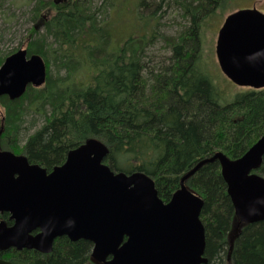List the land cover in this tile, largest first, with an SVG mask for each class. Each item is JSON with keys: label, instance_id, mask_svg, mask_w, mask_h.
<instances>
[{"label": "trees", "instance_id": "1", "mask_svg": "<svg viewBox=\"0 0 264 264\" xmlns=\"http://www.w3.org/2000/svg\"><path fill=\"white\" fill-rule=\"evenodd\" d=\"M6 1L0 0V12ZM34 1L26 49L44 58L47 82L29 86L18 99L0 98L1 150L51 171L70 150L97 138L109 149L105 163L112 170L145 173L168 202L199 162L217 152L237 159L264 134V88L226 101L215 81L218 66L205 59L202 47L205 22L232 0H160L148 15L141 12L145 0H105L98 8L93 0ZM125 5L136 16L127 37L118 39L109 16H121ZM162 7L186 21L177 35L156 27ZM2 39L0 33V44ZM155 39L169 51L156 61L149 53ZM51 58L57 76L49 70ZM257 172L264 176V157ZM185 185L203 199L206 264H264V220L240 222L219 160L203 163ZM1 218L13 224L10 214ZM92 249L88 240L62 236L49 254L10 248L0 250V259L100 264Z\"/></svg>", "mask_w": 264, "mask_h": 264}, {"label": "water", "instance_id": "2", "mask_svg": "<svg viewBox=\"0 0 264 264\" xmlns=\"http://www.w3.org/2000/svg\"><path fill=\"white\" fill-rule=\"evenodd\" d=\"M216 55L239 86L264 88V13L255 6L229 14L219 30ZM44 58L22 48L0 64V98L22 97L47 81ZM108 147L90 138L50 172L27 156L0 149V250L51 253L57 238L93 243L101 264H206L203 200L185 180L203 163L219 160L241 223L264 220V177L254 172L264 157V134L241 157L222 152L181 179L168 202L143 172H115L104 163ZM0 264H13L0 259Z\"/></svg>", "mask_w": 264, "mask_h": 264}, {"label": "rangeland", "instance_id": "3", "mask_svg": "<svg viewBox=\"0 0 264 264\" xmlns=\"http://www.w3.org/2000/svg\"><path fill=\"white\" fill-rule=\"evenodd\" d=\"M159 2L160 0H145V6L141 8V12L144 15L150 14L156 10ZM34 3V0H7L6 4H4L5 11L0 12V33H2L3 37L2 43L0 44V56H3L4 59L10 55L11 52L14 53L18 49L27 47L28 41H26V37L35 24V22H32L29 12V9H31ZM104 3L105 0H93L94 8H98ZM254 5H256L260 11L264 12V0H232L224 9L223 13L221 12L220 14L213 16L210 20L205 22L201 38L205 59L207 58L208 62H211L212 64L214 63L215 66L219 67L215 53V46L219 28L225 17L233 11L253 7ZM123 8L124 10L122 11L123 14L121 16L116 14V12H113L111 17L109 16L113 21L114 32L118 39L120 35L123 38L127 37L125 32L132 29V23L134 22L133 19H135L134 17L136 16L130 6L125 5ZM156 12L158 14L157 17H159L156 27H159L160 32L165 36L177 35L181 30L182 25L186 24V21L182 19L180 12L176 10L162 7ZM157 40L155 39V41ZM149 53H152L155 61L157 58L159 59V56L162 54L169 55V51L164 47L162 40H158L155 45L150 48ZM50 62L51 65L49 70L51 71V74H53V76L59 75L60 73L58 72L59 70L55 60L51 58ZM218 67L215 68L214 71L215 81L223 92L226 101L232 100L236 94L250 89L249 87H243L233 83L221 72L220 69H218Z\"/></svg>", "mask_w": 264, "mask_h": 264}, {"label": "bare ground", "instance_id": "4", "mask_svg": "<svg viewBox=\"0 0 264 264\" xmlns=\"http://www.w3.org/2000/svg\"><path fill=\"white\" fill-rule=\"evenodd\" d=\"M211 158H212V157H211ZM199 164H200V162L196 165V167H197ZM196 167H195V168H196ZM199 167H200V166H199ZM199 167H198V168H199ZM195 168H194V169H195ZM198 168H197V170H198ZM197 170H196V171H197ZM191 171H192V170H191Z\"/></svg>", "mask_w": 264, "mask_h": 264}]
</instances>
